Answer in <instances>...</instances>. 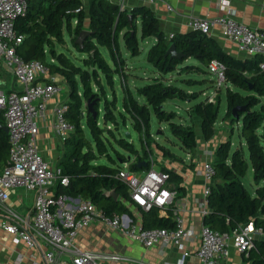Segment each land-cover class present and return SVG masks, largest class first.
<instances>
[{"label": "trees", "instance_id": "16d2710c", "mask_svg": "<svg viewBox=\"0 0 264 264\" xmlns=\"http://www.w3.org/2000/svg\"><path fill=\"white\" fill-rule=\"evenodd\" d=\"M72 19L74 24L71 27ZM136 22L140 37L150 36L154 39L145 50V60L159 74L180 68V63L187 57H193L202 65H184L194 70L203 71L202 67L207 69L212 59L221 63L223 81L235 88L228 85L224 87L223 118H228L230 124L240 121L238 135L246 146L253 181L258 183L264 180V67L259 66L260 62L264 63L263 56L256 54L234 57L223 50L213 37L198 30L187 29L167 36L159 28L153 11L144 4L126 9L119 8L110 0H87L85 12L81 0H27L24 11L14 20L16 32L22 35L15 50L22 59H38L49 72L63 77L67 89L63 114L73 128L72 133L62 139L65 149L58 157L56 165L59 172L67 176L68 182L65 185L57 184L54 191L88 197L107 215L126 212L127 209L119 198H127V189L115 177L118 168L116 159L121 162L126 161V157L114 148L116 159L111 157L105 146V141H109L101 132L107 131L120 147L133 154L134 159L129 162L130 169H144L149 164L147 155L150 153L149 109L159 120H166L180 147L190 150L196 144L193 125L174 121L175 111L163 109L162 102L168 98L194 99L198 95L197 91H188L164 82L158 76L133 88L127 85L126 66L120 53L118 38L122 39L130 55L136 54L139 51ZM63 28L71 35L69 41L73 48L83 54L74 57L78 62H74L62 50L54 49L55 43L65 46ZM82 28L87 29L88 33L82 38L81 44H78L74 39ZM169 44L179 52V56L165 53ZM99 46L106 48L109 63L102 56ZM114 74L120 78L121 108L130 117L132 127L138 134L141 152L131 141L122 135L115 136L109 128H104L97 122L100 102L101 120L104 124L117 123L114 111L122 121L125 118L122 110L116 107ZM103 84L109 87V97L105 95ZM84 102H89L90 110H86ZM218 103L219 94L214 99L205 96L191 103L186 109L189 116L196 115L200 118V131L204 139H208L214 132ZM83 108L84 113H81ZM232 108H235L234 116L231 114ZM81 118H84L91 142L83 136ZM2 121L0 110V124ZM155 146L162 155L175 157L164 145L155 142ZM99 155H105L113 164L94 163L93 160ZM6 158L7 135L0 126V168ZM139 160H145L146 164L137 166ZM211 164V177L214 182L208 184L205 196L207 210L202 214V224L225 232L235 224L250 219L254 226L261 228L262 233L252 236L253 246L247 251L244 261L245 264H264V184L256 186L254 194H250L243 187L240 177L244 174L247 163L240 146L230 150L228 138L219 141L213 148ZM160 169L165 170L168 180L175 183V197H178L182 191L177 183L180 176L163 166ZM104 189H113L117 198L106 196L102 192ZM171 208L172 206L168 207L166 215H158L156 207L141 210L140 226L172 227Z\"/></svg>", "mask_w": 264, "mask_h": 264}, {"label": "built area", "instance_id": "2783aa9c", "mask_svg": "<svg viewBox=\"0 0 264 264\" xmlns=\"http://www.w3.org/2000/svg\"><path fill=\"white\" fill-rule=\"evenodd\" d=\"M26 1L0 0V79L4 74H10L13 79L8 90H4L0 83V110L7 135V158L0 168L1 229L13 241H22L25 246L35 248L39 258L31 264H94L100 259L120 258L116 252H97L74 243L78 230L94 222L110 230L123 231L144 246L155 245L160 253L170 244L179 245L193 238L192 227L187 226L175 210L172 227L142 228L131 222L125 213L104 214L88 197L54 191L57 184H67L68 178L50 166L36 148L34 138L37 119L44 118L46 104L60 91V86L41 77L47 68L40 60L22 59L15 50L22 35L16 32L14 20L24 11ZM117 5L122 8L121 3ZM187 25L189 29L205 34L217 25L220 34L234 42L237 49L249 56L259 54L264 57V29H255L234 19L232 11L211 17L191 16ZM259 66L264 67V63L260 62ZM207 69L215 74L214 86L218 87L223 81L221 63L212 59ZM65 108L66 103L62 100L51 106L52 128L60 138L68 136L73 130L64 117ZM205 154L207 157L195 173L210 180L213 173L212 150L205 151ZM147 159L148 166L139 173L129 168L128 161L119 162L115 177L125 184L128 197L142 210L151 207L162 210L172 206L176 190L168 182V173L153 165L150 153ZM208 184L201 191L199 204L202 206ZM17 188L32 192L31 206L26 211L5 204L9 190ZM205 211L202 208V212ZM254 233L261 234L262 230L254 226L250 219L235 224L225 232L201 224L196 234V248L191 253L182 250L180 262L192 254L200 264H222L228 253L229 240L238 251L247 253L253 246ZM15 258L13 262L17 263L19 257ZM0 264L8 263L0 261Z\"/></svg>", "mask_w": 264, "mask_h": 264}, {"label": "crops", "instance_id": "0c3cea01", "mask_svg": "<svg viewBox=\"0 0 264 264\" xmlns=\"http://www.w3.org/2000/svg\"><path fill=\"white\" fill-rule=\"evenodd\" d=\"M111 1L116 4L121 3L122 8L126 9H129L133 5H146L153 11L158 20L159 28L166 35L168 33L189 29L187 22L191 16L211 17L224 14L228 11H232L234 19L246 24L247 26L255 29H264V0H154L152 2H146L145 0ZM219 4H222L223 6L221 7ZM208 35L213 37L221 48L230 55L234 57H249V55L237 49L234 42L222 36L217 25L211 27ZM145 38H147V40L151 43L154 40L153 37ZM125 52H127L126 49ZM73 56L76 57V55ZM125 66V73L126 71L129 72V68L131 69L133 67L132 65H127L126 62ZM9 76L11 78H9ZM41 77L52 80L58 84L60 86V91L48 100L44 118L37 119V131L34 142L36 148L48 161L50 166L56 168L58 157L65 149V146L62 144L63 138L58 137L52 128L53 116L51 106L54 102L60 100L66 101L67 89L63 82V77L58 73H52L47 70ZM7 82H9V86L6 90L11 88L13 79L10 74L1 75L0 83L6 87ZM134 86L137 85L132 83L131 88ZM224 110L225 105L223 113ZM123 113L126 114L125 112ZM185 122L186 124L191 123L193 125L196 139L195 146L187 151L188 154H191L187 163L180 157L176 156L172 151L171 152L175 157L162 155L160 151H158V155L154 153V151L151 153L152 148L155 146V142H157L153 137L151 141H149L148 147L150 148L151 156L153 155L152 159L154 166L159 168L163 166L180 176L181 179L177 183L182 187V191L181 194L175 198V203L172 205L171 217L173 216V211L175 210L183 218L184 223L187 226L192 227L194 237L189 240H184L179 245L170 244L164 248L162 253H160L157 246H144L140 242L129 237L123 231L110 230L101 225L99 222L90 223L86 227L78 230L74 243L81 248L91 249L102 253L116 252L121 256L116 260L100 259L94 264H200L199 260L192 254L185 256L180 262L182 250H187L191 253L198 244L196 234L199 226L202 224V208L203 210H207L206 204L203 206L199 204L201 200V191L204 185L214 182L213 178L208 180L202 175L195 173V169L200 165L202 160L207 157L205 151L213 150L219 141L228 138L229 143L231 144L229 137L231 124L229 123L228 118H223L222 114L220 122L217 123L214 121L213 134L208 139H204L200 131V118L198 116L187 115ZM71 133L72 131L70 134ZM133 159V154L131 159H129L128 155L126 156V161L128 162H131ZM116 161L119 163L120 160L116 159ZM111 164H113V162L110 161L108 165ZM135 171L139 173L142 169ZM168 182L173 186L175 185L172 180H168ZM119 199L126 207L127 211L124 213L130 217L131 222L140 225V211L142 209L128 196L127 198L120 197ZM31 202L32 192L23 188H17L9 190L8 198L6 199L5 204L16 207L22 211H26L31 206ZM168 207L169 206L162 210L157 208V214L166 215ZM0 215H2L1 209ZM255 234L257 233H254L253 235ZM246 254L247 253L238 251L229 240L228 253L222 264H245L246 262L244 261V256ZM15 257H19V261L17 263L13 262ZM38 258L39 254L35 248L25 246L22 241H13L12 237L8 233L4 232L0 227V261H5L8 264H31Z\"/></svg>", "mask_w": 264, "mask_h": 264}, {"label": "rangeland", "instance_id": "374dc122", "mask_svg": "<svg viewBox=\"0 0 264 264\" xmlns=\"http://www.w3.org/2000/svg\"><path fill=\"white\" fill-rule=\"evenodd\" d=\"M81 4L83 6V10L86 12L87 9V0H81ZM74 24V20H71V27ZM84 26L86 25V19L83 20ZM69 36H71L69 33L66 32V30L63 28V37L65 40V46H61L59 44H54V49L56 51L62 50L65 54L70 56L74 62H78V59H75L73 55L76 56H82L83 54L78 52L73 48L71 45V42L69 41ZM150 37V36H147ZM136 38H137V43L139 47V51L134 54L130 55L128 50L124 47L123 41L121 38H118V44H119V49L121 56L124 58V61L127 63V65H132L133 67L130 69L129 72L126 71V80L130 88L132 87V83L135 85H141L143 83L150 82L153 77L158 76L161 80L164 82L172 83L175 84L178 87H181L183 89H186L188 91L190 90H195L197 91V97L194 99H178V98H168L162 102V108L165 110H173L175 111V116H174V121L176 122H182L186 124V116L188 115L186 108L188 105L193 103L196 100L202 99L205 96L210 97L211 99L215 98L216 94H219V104H218V111H217V117L215 122H220L222 119V114H223V109L225 105L224 101V87L228 85L230 88L235 89L230 83H226L222 81L220 85L218 86V89L214 86L216 77L215 74L210 72L209 70L204 68L203 71L200 70H194L191 68H186L184 65L185 64H199L200 63L195 60L193 57H187L180 63V68H176L174 70H171L169 72H166L164 74H159L155 68L148 63L145 60V50L146 48L150 45L151 42L147 40L145 37H140L139 35V25L136 22ZM125 49L127 52H125ZM99 50L102 54V56L105 58V60L109 63L110 59L108 56V52L105 47L99 46ZM80 59V57H79ZM132 63V64H130ZM202 66V65H200ZM179 70V71H178ZM9 78H11L9 76ZM190 79V80H198V81H192V82H187L185 80ZM9 86V82H7L6 87L2 86L4 90L7 89ZM104 90H105V95L107 97L110 96V90L109 87L105 84H103ZM113 89L115 92L116 96V107L119 110L121 109V85H120V78L117 74H114L113 76ZM116 114V120L117 123H110L106 122L105 124L101 120V113H102V104L101 102L99 103V115L97 118V122L103 126L104 128H109L111 132L116 136L118 135H124L125 131L129 133V137H125L129 141L132 142L134 147L138 149L139 152H141V144L140 140L138 139V134L136 130L132 127L131 119L128 115H124V120L122 121L121 118L117 115V112L114 111ZM122 112H124L122 110ZM83 113H84V108H83ZM239 121V120H238ZM234 121L231 124V132L229 134L231 144H230V150L233 149L236 146H240L243 156L246 160V170L244 174L240 177L241 183L243 187L250 193L254 194V189L256 186H260L264 184V180H260L258 183H254L253 178H252V170H251V165L248 160V155H247V150L245 143L243 139L238 135V130L240 126V121ZM80 123L82 126V131H83V136L84 138L88 139L90 142L91 137L88 131V128L85 124L84 118L80 119ZM148 124H149V132L151 134L150 141L152 137L157 141L159 144H162L166 146L170 151H172L176 156L180 157L184 162L187 163L188 158L191 154H188V150L183 149L179 145L178 139L172 135L170 132L167 122L164 119L159 120L153 111L149 109V116H148ZM102 136H106V139L109 142L105 141V146H106V152L109 153L111 157L115 159V152L113 150L116 149L119 153H121L123 156H129V159H131L132 154L120 147L114 139H112V136L107 133V131L103 130L101 132ZM262 144L264 145V140L262 141ZM156 153L157 155L159 154V150L157 149L156 146H154L151 150V153ZM153 157V155H152ZM153 160V159H152ZM94 163H110V160L105 156V155H99L95 160H93ZM171 182V181H170Z\"/></svg>", "mask_w": 264, "mask_h": 264}, {"label": "water", "instance_id": "95a60500", "mask_svg": "<svg viewBox=\"0 0 264 264\" xmlns=\"http://www.w3.org/2000/svg\"><path fill=\"white\" fill-rule=\"evenodd\" d=\"M88 33V30L85 28H82L79 30L77 36L75 37L74 41L78 42V44H81L82 42V38L84 37V35H86ZM165 53H169L172 56H179V52L175 51L174 47L172 44H169L168 47L165 50ZM85 108L86 110H90V104L89 102H84ZM235 113V108H232L231 110V114L234 116ZM1 128L6 131V128L4 125L0 124ZM125 137H129V133L127 131H125V134L123 135ZM146 164L145 160H139L137 161V166H144ZM102 192L106 195V196H110L113 199L117 198V193L113 190V189H104L102 190Z\"/></svg>", "mask_w": 264, "mask_h": 264}]
</instances>
